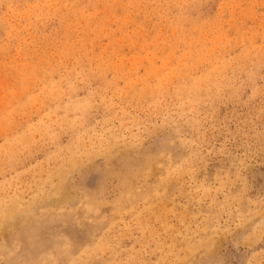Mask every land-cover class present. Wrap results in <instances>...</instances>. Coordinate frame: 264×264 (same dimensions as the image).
<instances>
[{
	"label": "rangeland",
	"instance_id": "374dc122",
	"mask_svg": "<svg viewBox=\"0 0 264 264\" xmlns=\"http://www.w3.org/2000/svg\"><path fill=\"white\" fill-rule=\"evenodd\" d=\"M0 264H264V0H0Z\"/></svg>",
	"mask_w": 264,
	"mask_h": 264
},
{
	"label": "bare ground",
	"instance_id": "6f19581e",
	"mask_svg": "<svg viewBox=\"0 0 264 264\" xmlns=\"http://www.w3.org/2000/svg\"><path fill=\"white\" fill-rule=\"evenodd\" d=\"M115 1V0H114ZM180 2V1H179ZM252 4V3H251ZM232 7V6H231ZM230 8V7H229ZM231 10V9H230ZM129 18V17H128ZM122 26V25H121ZM162 27V26H161ZM224 32V31H223ZM213 45V44H212ZM212 48H214V47H212ZM36 62V61H35ZM118 73V72H117ZM160 80V79H159ZM162 85V84H161ZM34 104V103H33ZM161 104V103H160ZM31 108V107H30ZM5 209V208H4ZM8 210V209H7ZM13 212V211H12ZM4 222V221H3ZM96 244V243H95ZM96 246H97V244H96ZM95 250V249H94ZM76 259V258H75ZM73 260V259H72ZM48 261V260H47Z\"/></svg>",
	"mask_w": 264,
	"mask_h": 264
}]
</instances>
